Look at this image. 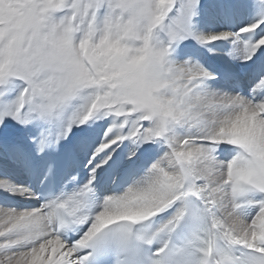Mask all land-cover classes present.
Wrapping results in <instances>:
<instances>
[{"label":"snow or ice","instance_id":"obj_1","mask_svg":"<svg viewBox=\"0 0 264 264\" xmlns=\"http://www.w3.org/2000/svg\"><path fill=\"white\" fill-rule=\"evenodd\" d=\"M201 7L0 0V165L25 151L11 122L40 129L37 155L83 156L87 171L40 208L0 209V264H264V0H220L222 16L259 19L207 35ZM188 39L231 41L238 65L174 59ZM104 172L119 191L99 190ZM5 195L33 198L0 178Z\"/></svg>","mask_w":264,"mask_h":264},{"label":"bare ground","instance_id":"obj_2","mask_svg":"<svg viewBox=\"0 0 264 264\" xmlns=\"http://www.w3.org/2000/svg\"><path fill=\"white\" fill-rule=\"evenodd\" d=\"M219 2L220 0H208L206 4L201 7L197 19L194 21V31L197 34L207 35L221 31H234L237 30L239 26H242L247 22L259 19L258 10L255 7H243L238 11L222 16L217 7ZM243 2L246 4H252L254 3V0H243ZM179 7L180 4L178 2L176 10L173 11L174 13H172L169 22L175 18ZM160 39H164L163 34ZM231 48V41H216L213 44L204 47L199 45L195 39H188L176 49L173 53V58L179 60L191 59L194 62L201 64L209 71L218 72L225 68L236 67L238 65L237 61H231L226 55ZM9 129L12 132L15 131V126H13L11 122L9 124ZM39 131L40 129L35 125H30L27 128H24L22 132L20 131L21 134L17 133L18 140L24 144L26 149L30 150L31 155L28 156L24 153L18 154L14 160L11 161V164L7 161L0 165V178L7 179L18 186L29 189L33 198H28L23 195L0 196V209L6 210V208L10 207V205L19 206V208L23 207L22 209L25 210L40 208L42 206V204L37 201L35 192L28 184L29 167L30 165L38 162L37 154L35 153L34 146L29 142V137L37 136ZM32 152L35 153L34 157H32ZM155 155V151H151L142 154L140 158L151 160L155 158ZM80 163L82 173L87 175V171L84 168L86 160L83 156L80 157ZM39 180L40 178H38L35 185H38ZM59 194H61V192Z\"/></svg>","mask_w":264,"mask_h":264},{"label":"rangeland","instance_id":"obj_3","mask_svg":"<svg viewBox=\"0 0 264 264\" xmlns=\"http://www.w3.org/2000/svg\"><path fill=\"white\" fill-rule=\"evenodd\" d=\"M208 0H201V4H202V6H204L205 4H206V2H207ZM178 4V3H177ZM176 7H177V5H176ZM176 7L173 9V11H175L176 10ZM172 11V13H174ZM172 13H170V15H169V19H168V21H166V23H170L169 22V20H170V17L172 16ZM195 19H197V17L195 18ZM195 19H194V21H195ZM215 86L216 87H219L220 85L219 84H215ZM11 124H13V126H15V131L14 132H12L10 129L8 130V133H7V136H8V138L9 139H12V140H18V135H17V133L18 134H21L20 133V131L22 132L23 131V129H24V127H21L20 125H16V124H14V123H11ZM19 131V132H18ZM19 141V140H18ZM24 154H26V155H31V153H30V150L29 149H26V147H25V151H24ZM35 156V153L34 152H32V157H34ZM8 163H10L11 164V161H8ZM7 209H13V208H10V207H8V208H6V210ZM16 210V209H15ZM25 209H22V208H19L18 210H16V211H24ZM4 222V218H3V216L2 215H0V224H2Z\"/></svg>","mask_w":264,"mask_h":264}]
</instances>
